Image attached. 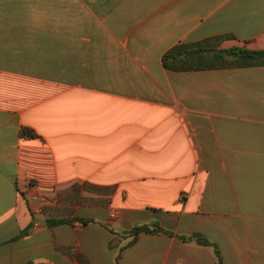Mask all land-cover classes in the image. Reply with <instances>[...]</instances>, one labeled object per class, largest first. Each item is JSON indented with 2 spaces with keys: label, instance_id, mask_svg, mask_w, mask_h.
<instances>
[{
  "label": "crops",
  "instance_id": "0c3cea01",
  "mask_svg": "<svg viewBox=\"0 0 264 264\" xmlns=\"http://www.w3.org/2000/svg\"><path fill=\"white\" fill-rule=\"evenodd\" d=\"M225 35L264 50V0H0V264H116L154 224L120 264H218L193 234L264 264V66L163 61Z\"/></svg>",
  "mask_w": 264,
  "mask_h": 264
},
{
  "label": "trees",
  "instance_id": "16d2710c",
  "mask_svg": "<svg viewBox=\"0 0 264 264\" xmlns=\"http://www.w3.org/2000/svg\"><path fill=\"white\" fill-rule=\"evenodd\" d=\"M229 37L230 36L225 35L176 45L164 55V66L168 70L176 72L264 66V50H250L244 47L221 48V44ZM21 135L27 139L36 137V133L30 128H23L21 130ZM46 212H48V209H46ZM77 221L87 223L90 220L81 218L70 220L60 215V212H55L49 213L46 224L49 227H53ZM27 232L28 230L25 231V233ZM142 234L174 235L173 232L165 230L158 224L135 225L132 229L123 233L126 238H131V240L127 245L121 248L116 258V264H120L124 250L133 245ZM177 236L185 241H195L202 246L214 247L218 264H223V257L219 246L207 237L201 234Z\"/></svg>",
  "mask_w": 264,
  "mask_h": 264
},
{
  "label": "built area",
  "instance_id": "2783aa9c",
  "mask_svg": "<svg viewBox=\"0 0 264 264\" xmlns=\"http://www.w3.org/2000/svg\"><path fill=\"white\" fill-rule=\"evenodd\" d=\"M117 216V212L116 211H112V217L115 218Z\"/></svg>",
  "mask_w": 264,
  "mask_h": 264
}]
</instances>
